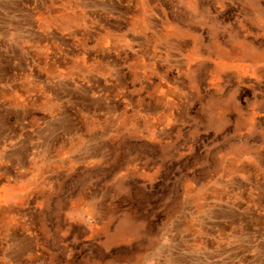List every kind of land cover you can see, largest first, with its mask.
I'll use <instances>...</instances> for the list:
<instances>
[{"label":"rangeland","instance_id":"1","mask_svg":"<svg viewBox=\"0 0 264 264\" xmlns=\"http://www.w3.org/2000/svg\"><path fill=\"white\" fill-rule=\"evenodd\" d=\"M76 1L126 67L36 129L58 158L0 191V264H264V0Z\"/></svg>","mask_w":264,"mask_h":264},{"label":"crops","instance_id":"2","mask_svg":"<svg viewBox=\"0 0 264 264\" xmlns=\"http://www.w3.org/2000/svg\"><path fill=\"white\" fill-rule=\"evenodd\" d=\"M80 13L76 0L71 5L67 0H0V191L35 176L40 157L58 158L59 144L47 143L45 149L36 129H77L75 113L83 101L114 100L109 88L124 73L125 49L116 52L114 43L105 45L101 25L84 24ZM114 57L121 60L119 67ZM67 106L73 116L65 124L54 123V113ZM36 112L49 119H36ZM75 131L62 136L75 142Z\"/></svg>","mask_w":264,"mask_h":264}]
</instances>
